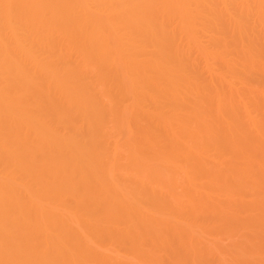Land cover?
<instances>
[{
	"label": "bare ground",
	"instance_id": "6f19581e",
	"mask_svg": "<svg viewBox=\"0 0 264 264\" xmlns=\"http://www.w3.org/2000/svg\"><path fill=\"white\" fill-rule=\"evenodd\" d=\"M0 264H264V0H0Z\"/></svg>",
	"mask_w": 264,
	"mask_h": 264
}]
</instances>
